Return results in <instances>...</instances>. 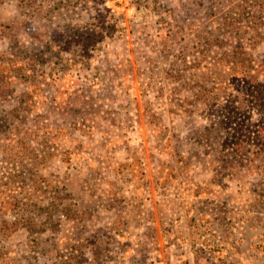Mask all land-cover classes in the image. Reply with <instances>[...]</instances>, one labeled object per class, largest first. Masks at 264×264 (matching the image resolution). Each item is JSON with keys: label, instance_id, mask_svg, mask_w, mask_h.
I'll list each match as a JSON object with an SVG mask.
<instances>
[{"label": "rangeland", "instance_id": "rangeland-1", "mask_svg": "<svg viewBox=\"0 0 264 264\" xmlns=\"http://www.w3.org/2000/svg\"><path fill=\"white\" fill-rule=\"evenodd\" d=\"M244 53L264 0H0V264H264Z\"/></svg>", "mask_w": 264, "mask_h": 264}, {"label": "trees", "instance_id": "trees-1", "mask_svg": "<svg viewBox=\"0 0 264 264\" xmlns=\"http://www.w3.org/2000/svg\"><path fill=\"white\" fill-rule=\"evenodd\" d=\"M237 53L238 52L235 54ZM263 68L264 65H262L261 62L257 60L252 62L251 59L245 57L244 53L243 57H234L228 70L230 74L234 75H237L239 70L248 71L249 74L251 72L259 74ZM248 81H250V85L252 86L250 94H245L242 98L251 99L248 100L249 102L244 101L242 98L240 101H237L235 109L233 110V117H239L242 113L247 111V108L253 105H256L257 108L264 107V82H259L256 76L253 75L249 77ZM251 100L255 101V103H251ZM220 124V122L212 124L213 127H208L207 132L210 134H218L221 130ZM253 125L252 122L249 123V127L252 129L247 136L244 137L241 135L230 141V143L234 144L233 150L226 153L225 151L219 152L218 156H215L213 162L220 163V165L224 164L227 172L232 175L237 174L236 169H238L239 166H250L256 156L260 158L261 163L264 164V118L258 122L257 126L254 127ZM252 148H256V150ZM258 184H261V182Z\"/></svg>", "mask_w": 264, "mask_h": 264}]
</instances>
